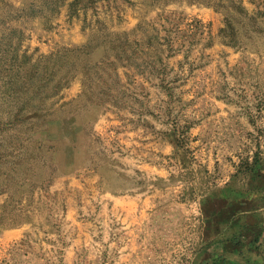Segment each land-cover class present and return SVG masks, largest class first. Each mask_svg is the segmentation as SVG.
<instances>
[{"label": "rangeland", "instance_id": "374dc122", "mask_svg": "<svg viewBox=\"0 0 264 264\" xmlns=\"http://www.w3.org/2000/svg\"><path fill=\"white\" fill-rule=\"evenodd\" d=\"M0 264H264V0H0Z\"/></svg>", "mask_w": 264, "mask_h": 264}, {"label": "trees", "instance_id": "16d2710c", "mask_svg": "<svg viewBox=\"0 0 264 264\" xmlns=\"http://www.w3.org/2000/svg\"><path fill=\"white\" fill-rule=\"evenodd\" d=\"M233 7L231 8V7H229L228 8V14L229 15H227V19H228V23H229V27H230V29H229V32H227V31H224L225 32V34L227 35V36H230V43H232V44H240L241 43V41H240V37H239V32L235 29V27H234V25L232 24L233 23V19H232V17L230 16V14H232V9H236L237 7L235 6V4H233L232 5Z\"/></svg>", "mask_w": 264, "mask_h": 264}]
</instances>
